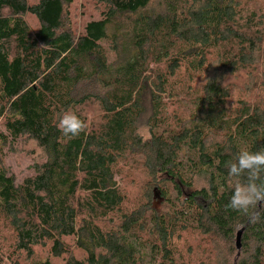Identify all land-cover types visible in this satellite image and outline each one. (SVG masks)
Listing matches in <instances>:
<instances>
[{"label": "trees", "instance_id": "obj_1", "mask_svg": "<svg viewBox=\"0 0 264 264\" xmlns=\"http://www.w3.org/2000/svg\"><path fill=\"white\" fill-rule=\"evenodd\" d=\"M75 1L0 0V145L39 153L19 184L0 167L13 257L264 264V203L225 207L226 165L264 148L262 0H95L78 32ZM65 112L86 131L64 136Z\"/></svg>", "mask_w": 264, "mask_h": 264}, {"label": "rangeland", "instance_id": "obj_2", "mask_svg": "<svg viewBox=\"0 0 264 264\" xmlns=\"http://www.w3.org/2000/svg\"><path fill=\"white\" fill-rule=\"evenodd\" d=\"M30 2H37L38 0H29ZM261 5L264 8V0L261 1ZM96 4L95 0H76L75 4L71 10V26L72 28L78 32L80 28L84 25L85 21L88 19L89 15L91 14L92 10H95ZM29 23L31 26L36 27L35 20L33 18H29ZM89 117H93L96 112H89ZM149 113L147 112L145 116H143L142 120L140 121L138 132L142 131L144 126L147 127V120H148ZM148 128V127H147ZM141 135V134H140ZM149 135V133H148ZM142 137V135H141ZM144 139V138H143ZM149 139V138H148ZM147 140V139H144ZM31 143L27 142H20L15 147L14 146H2L0 145V167H2L8 175H12L15 178L16 184H19L24 178L28 177L32 171L31 168L35 161L39 157V153L36 150V155L32 154ZM37 157V158H36ZM142 184V182H141ZM141 188L140 185H137L131 189L132 196H137L140 194L139 189ZM126 189L129 191L128 185ZM157 199V198H156ZM155 199V201H157ZM5 240L0 238V257L7 264H29L24 258H19L17 260L13 257L11 249H12V241L8 239V235L6 232L3 233ZM188 244L192 246V249L195 248V243L197 242L196 238H189ZM187 242L185 244H187ZM197 249V247H196ZM194 249L193 257L190 260L193 264H201L199 260H201L205 256H201L198 250ZM35 255L37 261L45 262L49 261L51 264H60L58 261L55 262L51 260L50 254L46 249H36Z\"/></svg>", "mask_w": 264, "mask_h": 264}, {"label": "clouds", "instance_id": "obj_3", "mask_svg": "<svg viewBox=\"0 0 264 264\" xmlns=\"http://www.w3.org/2000/svg\"><path fill=\"white\" fill-rule=\"evenodd\" d=\"M87 122L74 113H63L58 121V129L64 136L77 137L86 131ZM149 129L144 126L139 133L148 139ZM229 177L242 178L233 185L232 195L226 209L248 215L250 209L264 203V148L251 152L240 151L234 162L226 165Z\"/></svg>", "mask_w": 264, "mask_h": 264}, {"label": "water", "instance_id": "obj_4", "mask_svg": "<svg viewBox=\"0 0 264 264\" xmlns=\"http://www.w3.org/2000/svg\"><path fill=\"white\" fill-rule=\"evenodd\" d=\"M154 198H158V197L156 195H154ZM242 233H243V230L238 231L237 234H236V238H235V246H236V249L238 251L241 248L240 240H241Z\"/></svg>", "mask_w": 264, "mask_h": 264}]
</instances>
